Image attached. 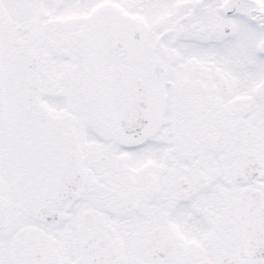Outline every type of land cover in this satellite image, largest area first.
Wrapping results in <instances>:
<instances>
[{"label":"snow or ice","instance_id":"1","mask_svg":"<svg viewBox=\"0 0 264 264\" xmlns=\"http://www.w3.org/2000/svg\"><path fill=\"white\" fill-rule=\"evenodd\" d=\"M0 264H264V0H0Z\"/></svg>","mask_w":264,"mask_h":264}]
</instances>
